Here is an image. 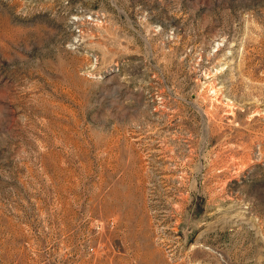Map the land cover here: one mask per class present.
<instances>
[{
	"label": "rangeland",
	"instance_id": "374dc122",
	"mask_svg": "<svg viewBox=\"0 0 264 264\" xmlns=\"http://www.w3.org/2000/svg\"><path fill=\"white\" fill-rule=\"evenodd\" d=\"M0 264H264V0H0Z\"/></svg>",
	"mask_w": 264,
	"mask_h": 264
}]
</instances>
